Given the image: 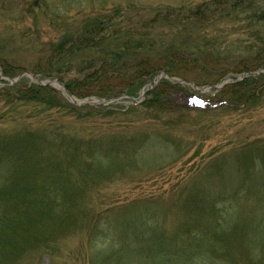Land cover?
I'll return each mask as SVG.
<instances>
[{
	"label": "rangeland",
	"instance_id": "374dc122",
	"mask_svg": "<svg viewBox=\"0 0 264 264\" xmlns=\"http://www.w3.org/2000/svg\"><path fill=\"white\" fill-rule=\"evenodd\" d=\"M32 1L0 0V62L16 72L36 71L45 74L47 70L51 76H60L73 84L81 77L78 68L82 67L83 61L86 62L87 55L75 54L77 58L74 63L66 64L62 71H51L49 67L54 63V57L58 58L57 53H51L65 33L75 30L80 32L81 24L89 19L87 16L103 14L112 5L119 4L127 15L125 24H136L139 33H142L138 36L152 41L154 35H173L178 32L175 28L179 27L175 25V28H167L160 21L151 22L156 14L173 12L176 16L179 7H195L213 0H48L52 7V13L48 16L37 5L32 10ZM234 1L230 0V3ZM253 1L256 5H264V0ZM215 21L218 23L214 27H190L187 30L196 33L200 42L216 40L217 45H229L235 41H249V46L257 45V40L250 38V31H246L244 25L221 18ZM183 39L177 36L176 41L188 47L195 45L180 43ZM151 41H145L146 45ZM172 43L176 42L167 39L159 44L161 46H146L143 52L148 53L140 59L146 58L158 68L166 65L175 71L177 68L174 66L183 68L178 70L179 75L183 76L182 87L172 95H176V104L184 106L187 105V94H210L214 87L204 85L207 79L194 69L193 64H168L160 60L165 52L163 49H169ZM109 57L112 59V56ZM0 73H3L1 68ZM23 78H26L24 83L28 87L36 84L26 75ZM5 81L6 78L0 76V88L4 87ZM133 81L134 77L126 75L112 80L105 87L111 93L133 85ZM99 85L89 82V92L104 93V90H98ZM58 92L61 95L34 91L25 94V100L17 99L15 95L9 100L5 97L6 93L0 91V134H11L13 130L19 129L46 128L61 129L96 140L119 138L122 148L118 151L121 150L122 158L114 164L117 175L110 178L104 174L102 178L106 176L111 181L94 186L77 170L70 172L71 180L80 189L83 188L86 194L83 208L65 222L66 226L56 225L52 234L48 229L42 232L35 246L22 249L20 258H2L0 264H264V97L249 103L242 110L218 108L203 112L199 111L202 109L189 107L192 110L178 111L163 118L173 120L164 124L154 118H159L158 115L144 111L139 105L137 109H132L137 100L131 98H121L104 106L108 111L91 107L74 109L61 90ZM230 93L231 90L228 96ZM158 133L167 134L172 139V142H165L168 145L166 148L158 144L156 147L142 148L138 144L142 138ZM128 137H136V144L128 143ZM21 139L20 136L15 137L12 143ZM42 141L45 143L41 146L64 158L58 152L59 148L63 152L64 146L50 140ZM25 146L34 151L37 147L30 142ZM142 149L151 152L143 155ZM251 156L253 159L245 161ZM105 164L108 165L107 162ZM6 172L5 162H1L0 185ZM189 196V200L185 201ZM202 199L209 200L210 208L205 217L196 220L203 228H196L206 231L216 230L215 203L222 212L228 211L232 203L234 205L231 220L222 226V236L216 233L212 242L203 238L197 241L203 245L211 244L215 251L222 249L226 255L199 254L187 257L183 248L176 255L170 254L171 247L178 250L185 244L178 235L189 229L186 218L192 217L190 213L196 214L195 208ZM143 206L148 207L149 215L160 221H156L159 222L158 228L152 234L162 235L165 242L154 234L160 245L148 251L145 246L149 245L144 243L147 237L142 238V234L136 231V244L140 245V250L136 246V253L131 248L122 258L105 254L100 256L95 251L101 245L108 244L102 237L94 243L93 249L90 248L93 246V225L96 220L104 219L103 215L108 212L114 217L124 213L130 216L133 208ZM193 248L201 250L198 246ZM103 256L105 263L101 260Z\"/></svg>",
	"mask_w": 264,
	"mask_h": 264
},
{
	"label": "trees",
	"instance_id": "16d2710c",
	"mask_svg": "<svg viewBox=\"0 0 264 264\" xmlns=\"http://www.w3.org/2000/svg\"><path fill=\"white\" fill-rule=\"evenodd\" d=\"M32 2L33 5H30L33 7L32 10L37 5L46 16L52 13V7L48 0H33ZM30 6L29 9H31ZM176 12V16L173 12H168L166 15L156 14L151 22L160 21L167 28L178 25L180 28L173 27L178 32L168 36L163 33L153 34L155 38L151 41L138 36L142 33H139V27L136 24H125L124 18L127 15H125L119 4L112 5L103 14L92 17L87 16L89 19L84 20L85 23L81 24L82 29L79 33L77 30L65 33L58 44L53 47L54 51L51 54L57 53L58 58L54 57V63H51L49 67L51 71H57V69L62 71L61 69L64 70L66 64L74 63L77 58L75 54L87 55L85 56L86 62L83 61L82 67L78 68L81 74L79 79L71 84L60 76H51V73L47 70L45 74L32 72L36 75L40 74L42 78H57L64 83L71 95L78 98L109 99L122 95L136 97L144 85L162 72L171 77L183 79V76L179 75L178 72L179 69H183L182 67L174 66L177 68L176 71L168 65L158 68L156 64H151L146 58L140 59L148 53L143 52L146 46H161L159 44L163 41L172 39V42L176 43H172L167 50L166 48L163 49L165 52H163L160 60L168 64H193L194 69L207 79L204 85L218 84L228 76L235 77L244 73L248 74L241 81L230 83L222 90L217 92L213 90L212 93L206 95L208 102L212 104L219 103V105L199 111L206 112L218 108L242 110L249 103L264 97V73L252 74V72L264 70V5H256L253 0H235L233 3H230V0H213L210 3L195 7L188 5L185 6V9L179 7ZM218 18L223 21H237V24L244 25V29L250 31V38L257 40V45L249 46V41L240 43L235 41L229 45L221 43L217 45L216 40H202L200 42L199 37L195 36L196 33L192 34L187 30L190 27L198 29L214 27L218 23L215 21ZM144 27L147 28L146 25ZM177 36L184 37L180 43L195 45L188 47L178 44L176 41ZM145 41H151L152 43L146 45ZM223 45L224 47H222ZM240 45H242L241 49ZM183 46L192 50L190 51ZM156 55L159 56V54ZM109 56H112V59ZM0 68L3 74L10 78L22 73L16 72V70L1 62ZM126 75L131 78L134 77V84L127 86V88L124 86L125 92L120 89L122 91L109 93V89L105 86L112 80ZM25 80L26 78H22L15 84L4 82L5 85L0 88V91L5 92V97H8L9 100H12L14 95L17 99L25 100L24 95L34 91L55 96L60 94L51 87L37 84H31L28 87L24 83ZM89 82L100 84L98 90H104L105 92L100 94L89 92L91 88V86L88 87ZM181 87V84H172L163 79L146 93L144 101L139 106L146 112L150 111L158 115L159 118H154L162 123H171L173 120L168 121L163 118L177 114L178 111L192 110L188 106H181V104H176L174 101L176 95L173 96V93L179 92L178 90ZM229 90H231L230 96H228ZM137 106L133 105L132 109H137ZM71 107L74 109L83 108L72 104ZM84 107L109 110L107 107L101 106ZM18 136L23 139L12 143V139ZM118 139L96 140L93 137L86 138L78 134L66 133L61 129L46 128L19 129L13 130L11 134H0V164L5 162L7 167L6 175L0 185V259L13 258L15 260L20 258L22 249L26 246H35L42 232L48 229L52 234V229L56 225H65L69 218H73L76 212L83 208L86 194L82 191L83 188L80 189L78 184L71 180L70 172L77 170L82 173L83 178L87 179L90 185L94 186L100 185L102 182L109 183L111 181L109 179L117 175V171H114V164L122 158L121 150L118 151L122 148V141ZM136 139V137L127 138L130 144H136ZM42 140H50L57 145L64 146L65 150L63 152L62 149H58V152H61L64 158H59L56 155L57 153L52 154L51 151L47 150V147L41 146L45 143ZM28 142L37 146L35 151L25 146ZM165 142H172V139L167 137V134L158 133L142 138V141L138 144L142 148L143 146L144 148L156 147L157 144L161 148H166L168 145H165ZM150 152V150L144 149L142 154ZM248 158L245 161L253 159V156ZM106 162L108 165L105 164ZM104 174L110 176V178L106 176L102 178ZM189 198L190 196L185 201ZM207 201L209 200L202 199L195 208L196 214L190 213L192 217L186 218L187 222L185 223L189 226V229L178 235V238L184 241L185 244L179 247L178 250L171 247L170 254L176 255L183 248L187 257L199 254L226 255V252L222 249L221 251H215L211 244L203 245L202 242L197 241L203 238L212 242L213 238H216V233L222 236L224 234L222 226L231 220L230 216L234 205L232 203L228 207V211L224 210L222 212L219 208H216L215 203L213 211L216 216V230L206 231L196 228L197 226L202 227L196 220L202 219L208 213L210 202ZM147 209V206L133 208L130 216L124 213L114 217L110 215V212L103 215V221L96 220L93 225L94 239L93 246L90 248L93 249L94 243L100 241V237H102L103 240L108 241V244L101 245L95 251L96 254L122 258L125 252L131 248L135 249V253L138 248L140 250L139 243L136 244V231H138L142 234V238L147 237L144 243L148 244L149 247L144 246L148 248V251H151L159 244L158 238L163 239V237L154 233L158 237L156 238L152 234L158 228L156 226L160 221L149 215ZM115 245H119V247L117 248ZM193 246H198L201 250H193ZM109 251L110 253H108ZM41 254H44V252ZM102 258L104 260H101L104 262L105 257Z\"/></svg>",
	"mask_w": 264,
	"mask_h": 264
},
{
	"label": "water",
	"instance_id": "95a60500",
	"mask_svg": "<svg viewBox=\"0 0 264 264\" xmlns=\"http://www.w3.org/2000/svg\"><path fill=\"white\" fill-rule=\"evenodd\" d=\"M226 82H224V83H222V85H224ZM42 85H48V84H50L49 82H45V83H41ZM66 94H68L67 92H66ZM69 96V95H68ZM69 98H70V100L74 103V104H76V105H83V104H97V102L96 101H87V100H78V99H75L74 97H72V96H69ZM111 101H107V102H103L102 103V105H105V104H107V103H110Z\"/></svg>",
	"mask_w": 264,
	"mask_h": 264
}]
</instances>
